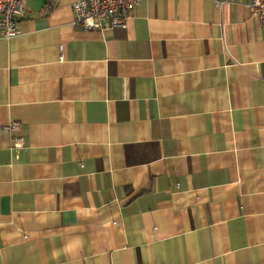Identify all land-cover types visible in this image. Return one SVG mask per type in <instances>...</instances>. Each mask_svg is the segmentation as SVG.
Returning a JSON list of instances; mask_svg holds the SVG:
<instances>
[{
  "label": "crops",
  "instance_id": "crops-1",
  "mask_svg": "<svg viewBox=\"0 0 264 264\" xmlns=\"http://www.w3.org/2000/svg\"><path fill=\"white\" fill-rule=\"evenodd\" d=\"M74 1L24 0L0 36V264H264L250 0H141L100 29Z\"/></svg>",
  "mask_w": 264,
  "mask_h": 264
},
{
  "label": "built area",
  "instance_id": "built-area-1",
  "mask_svg": "<svg viewBox=\"0 0 264 264\" xmlns=\"http://www.w3.org/2000/svg\"><path fill=\"white\" fill-rule=\"evenodd\" d=\"M141 0H76L71 9L74 22L84 29H100L107 27H125L130 12ZM249 13L264 22V0H250ZM26 12L24 0H0V36L10 38L19 34L18 21ZM19 123L11 121L4 126L7 131L14 132L12 149H19L23 137L17 134Z\"/></svg>",
  "mask_w": 264,
  "mask_h": 264
},
{
  "label": "rangeland",
  "instance_id": "rangeland-1",
  "mask_svg": "<svg viewBox=\"0 0 264 264\" xmlns=\"http://www.w3.org/2000/svg\"><path fill=\"white\" fill-rule=\"evenodd\" d=\"M73 4V3H72ZM72 6V5H71Z\"/></svg>",
  "mask_w": 264,
  "mask_h": 264
}]
</instances>
